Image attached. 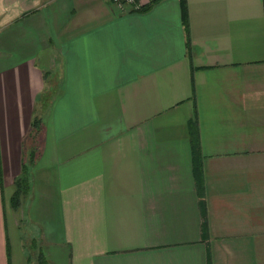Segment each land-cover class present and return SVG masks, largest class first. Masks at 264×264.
Wrapping results in <instances>:
<instances>
[{
    "label": "crops",
    "instance_id": "1",
    "mask_svg": "<svg viewBox=\"0 0 264 264\" xmlns=\"http://www.w3.org/2000/svg\"><path fill=\"white\" fill-rule=\"evenodd\" d=\"M137 2L0 0V264H264V0Z\"/></svg>",
    "mask_w": 264,
    "mask_h": 264
},
{
    "label": "trees",
    "instance_id": "2",
    "mask_svg": "<svg viewBox=\"0 0 264 264\" xmlns=\"http://www.w3.org/2000/svg\"><path fill=\"white\" fill-rule=\"evenodd\" d=\"M31 123H32L31 131H33V128L34 131L38 130L41 125V121L37 117L34 118ZM33 157H34L33 152L31 151L30 161H32ZM28 175H29V169L26 166V164H23L21 173L15 178V191L13 193V198L15 203L18 202L20 198L24 196L29 189ZM39 264H45V263L42 259H39Z\"/></svg>",
    "mask_w": 264,
    "mask_h": 264
},
{
    "label": "built area",
    "instance_id": "3",
    "mask_svg": "<svg viewBox=\"0 0 264 264\" xmlns=\"http://www.w3.org/2000/svg\"><path fill=\"white\" fill-rule=\"evenodd\" d=\"M119 11H127L128 9H138L140 7L137 0H111Z\"/></svg>",
    "mask_w": 264,
    "mask_h": 264
},
{
    "label": "rangeland",
    "instance_id": "4",
    "mask_svg": "<svg viewBox=\"0 0 264 264\" xmlns=\"http://www.w3.org/2000/svg\"><path fill=\"white\" fill-rule=\"evenodd\" d=\"M40 129H41V125H40V127H39L38 130H35V131H34V128H33V131H31V132H32V139H33V138H36V137L39 136V133H40V131H41ZM31 151H32V149H31ZM31 151H30V152H31ZM32 152H33V151H32ZM33 156H34V152H33ZM30 163H31V161H30V153H29V158L27 159L26 166L29 167ZM21 198H22V201H23V200H24V196H22ZM21 198H20V199H21ZM31 252H33V251H31ZM31 252L29 251V255H30L31 257L29 256V257H30V258H28L29 260L27 259V261H28L27 264H39V260H36V259H35V256H33V253H31Z\"/></svg>",
    "mask_w": 264,
    "mask_h": 264
}]
</instances>
